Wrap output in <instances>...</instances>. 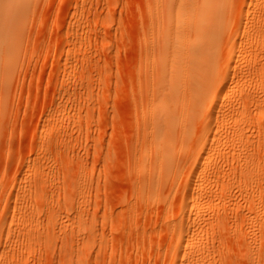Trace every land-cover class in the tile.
<instances>
[{
    "label": "rangeland",
    "instance_id": "rangeland-1",
    "mask_svg": "<svg viewBox=\"0 0 264 264\" xmlns=\"http://www.w3.org/2000/svg\"><path fill=\"white\" fill-rule=\"evenodd\" d=\"M153 1L0 0V264H264V0L186 15L191 118L146 97Z\"/></svg>",
    "mask_w": 264,
    "mask_h": 264
},
{
    "label": "bare ground",
    "instance_id": "bare-ground-1",
    "mask_svg": "<svg viewBox=\"0 0 264 264\" xmlns=\"http://www.w3.org/2000/svg\"><path fill=\"white\" fill-rule=\"evenodd\" d=\"M160 1L161 2L159 6H157L159 3V0L155 2L153 1L154 5L152 6V9L150 11H151L152 31H155L157 29V30H160V32H162V34L160 33V37L158 38L157 43L155 44L156 48L153 50L157 51L160 58L162 57L161 59L160 58L158 59H160L161 63L163 64H160V62L158 61L159 62L158 65L156 64V65H153L154 67H150L151 69L152 68L153 69L151 70L150 75L149 76L147 75L146 83L149 82L147 85L150 84L151 87L150 89H147L149 91L148 93H146L147 94L146 97L148 101L151 102L150 108L153 112L156 113L155 115H158V116L161 115L159 114L160 107L157 108V105L159 104L158 101L163 99V97L165 96H170L169 97L170 101H173V99L175 100L174 106L177 108V109H174L175 115L178 116L179 112L184 111L183 113H185V117L191 118V116L193 115L191 113V110H192L191 108H192L193 102H195L193 101L194 99L193 97L196 96L198 89L202 87L205 79L208 77L207 76L204 78V76H202L205 73L201 75H197V74L195 75L196 72L194 73V71L197 70V64H199L200 66L201 64H205L206 66V64H208L211 61L210 57H207L208 53L203 52V49L206 46L208 47L213 46V44L220 37L222 26H220V23L217 22L219 20H217L216 18L217 17L216 12H215L216 14H211L207 18L209 21L204 24H199V21L196 22L194 17L192 18V17L186 16L188 13H191V11H193V13L195 12L196 14H198V9H197L198 0H160ZM206 1H207L206 8H203V9L208 10L212 8L214 0H206ZM160 15L161 16L163 15V17L161 18ZM214 15H216V17ZM159 17L160 19L163 20L162 23H160L159 19H157ZM166 19H167V22H166ZM170 20H173V21H170ZM11 21L12 19L10 17L9 19L10 24H6L3 28L10 34H14V31H13L14 29L11 24ZM194 35H195V38L192 37ZM188 36L189 38L192 37V40H183V39L179 40L181 39V37L184 38ZM214 46H217V45H214ZM147 59H148V56H147ZM151 64H153V62H151ZM165 66L168 68H166ZM205 66L203 68H200L204 72L206 70ZM157 77L160 80H158ZM182 80L183 82L181 83ZM194 100H196V102L198 100L200 101L201 97H198V100L197 99H194ZM200 103L202 102L200 101ZM172 104H174V101L172 102ZM199 104L197 102L196 106H198ZM194 105L195 103L193 104V108H195ZM170 115L171 113H168L167 115L165 114V115H162L161 117H155L154 120L152 121L154 124L153 125L154 130H157V132L162 131V129H164V126L166 125V123L164 122L166 119H164V117H167ZM262 131L263 130H261V132ZM249 159H247V161ZM252 159H250V162L252 161ZM252 164L253 163H251V165ZM252 169L254 168L248 167V164H247L246 170L248 171H246V173L248 177L253 172Z\"/></svg>",
    "mask_w": 264,
    "mask_h": 264
}]
</instances>
